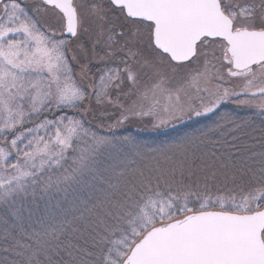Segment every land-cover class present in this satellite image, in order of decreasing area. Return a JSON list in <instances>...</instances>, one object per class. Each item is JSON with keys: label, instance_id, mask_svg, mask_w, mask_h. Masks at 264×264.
Listing matches in <instances>:
<instances>
[{"label": "snow or ice", "instance_id": "snow-or-ice-1", "mask_svg": "<svg viewBox=\"0 0 264 264\" xmlns=\"http://www.w3.org/2000/svg\"><path fill=\"white\" fill-rule=\"evenodd\" d=\"M0 264H264V0H0Z\"/></svg>", "mask_w": 264, "mask_h": 264}, {"label": "rangeland", "instance_id": "rangeland-1", "mask_svg": "<svg viewBox=\"0 0 264 264\" xmlns=\"http://www.w3.org/2000/svg\"><path fill=\"white\" fill-rule=\"evenodd\" d=\"M222 110H235V109H234V106L233 105L229 104V105L223 106ZM241 115H245V113L241 112ZM133 130H135V133H136V131H137L136 128L127 129V131H130V132H132ZM121 131L123 132L125 130L122 129ZM135 133H133V134H135ZM141 135H149V134L148 133H141Z\"/></svg>", "mask_w": 264, "mask_h": 264}, {"label": "trees", "instance_id": "trees-1", "mask_svg": "<svg viewBox=\"0 0 264 264\" xmlns=\"http://www.w3.org/2000/svg\"><path fill=\"white\" fill-rule=\"evenodd\" d=\"M132 133H135V130H133Z\"/></svg>", "mask_w": 264, "mask_h": 264}]
</instances>
